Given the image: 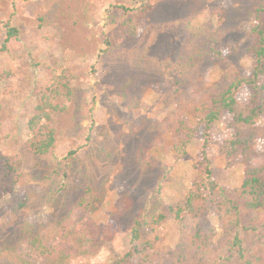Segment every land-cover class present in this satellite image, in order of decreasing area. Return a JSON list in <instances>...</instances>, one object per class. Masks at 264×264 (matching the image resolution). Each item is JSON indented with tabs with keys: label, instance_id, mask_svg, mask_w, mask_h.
Masks as SVG:
<instances>
[{
	"label": "rangeland",
	"instance_id": "obj_1",
	"mask_svg": "<svg viewBox=\"0 0 264 264\" xmlns=\"http://www.w3.org/2000/svg\"><path fill=\"white\" fill-rule=\"evenodd\" d=\"M150 3L152 8L137 36L124 37L122 25L127 19L119 7L130 6L132 0H0V49L6 39L3 23L10 21L20 32L8 50L0 52V156H19L24 173L13 195L0 200V245L10 244L24 258L40 262L25 241L24 225L38 228L64 217L88 187L102 200L94 214L96 222L103 225L110 214L124 210L117 219L126 226L163 174L167 180L161 196L166 205L183 201L192 189L197 174L194 161L203 144L198 118L186 114L188 125L199 126L200 131L184 159L165 156L153 147L158 135L155 130L170 111L189 98L202 99L208 105L239 74L252 72L248 32L255 25L253 12L259 0ZM206 24L213 28L221 56L208 53L184 74L179 73L177 63L185 62L191 51L186 45L191 29L205 32ZM64 70L74 75V97L62 101L67 110L58 118L56 149L44 157L24 153L31 138L28 120L36 107L34 89L48 88L53 73ZM93 100L95 127L86 142L82 137L89 125L86 111ZM258 122L264 124V120ZM217 128L226 131L221 122ZM163 140L171 146V133H164ZM82 145L85 147L71 160L66 189L56 193L57 203H46L52 181L42 177H53L56 157ZM256 145L263 150L264 138ZM208 156L218 185L234 189L243 184L244 167L228 169L217 144H211ZM32 177L42 182L35 183ZM126 195L132 199L130 206L124 200ZM24 197L32 199L30 207L14 212L16 200ZM207 221L221 232L215 204ZM186 223L187 230L197 225L189 219ZM162 227L156 236H144L154 242L163 264H173L180 227L172 218ZM130 240L125 227L114 239L115 254L105 260L112 262L115 256L126 254Z\"/></svg>",
	"mask_w": 264,
	"mask_h": 264
},
{
	"label": "trees",
	"instance_id": "obj_2",
	"mask_svg": "<svg viewBox=\"0 0 264 264\" xmlns=\"http://www.w3.org/2000/svg\"><path fill=\"white\" fill-rule=\"evenodd\" d=\"M126 21L123 23L124 37H136L140 26L144 25L147 13L151 10L150 0H132L130 6H120ZM255 25L249 30L251 42L248 53L254 61L252 72L239 74L235 81L220 95L213 97L210 104L191 97L179 104L157 125L158 135L153 141L165 156L174 155L177 159L188 157V148L198 136L200 128L190 127L186 114H193L202 128L203 144L194 169L196 178L193 187L183 201L166 205L161 191L167 180L163 174L151 195L143 202L140 211L129 218L127 226L117 218L118 210L110 214L107 223L100 225L94 219L101 196L92 188L64 217L49 225L35 228L26 223L23 228L25 241L39 258L40 262L30 261L20 255L10 244L0 245V264H163L161 253L146 233L157 235L168 218L180 227V242L172 252L173 264H264V149L256 143L264 138V0H259L253 12ZM6 39L0 52H6L13 39L20 32L10 21L3 23ZM205 30L192 28L187 43L191 51L177 63L176 71L184 74L206 54L221 56L215 42L213 28L205 25ZM191 45V46H190ZM74 75L69 70L53 73L48 88L37 86L34 89L36 107L28 120L31 138L27 141L24 153L37 157L52 154L56 149L59 115L67 110L63 100L74 97L72 81ZM94 100L87 112L89 125L83 132L86 142L95 127L91 116ZM0 107V130L2 122ZM223 123L226 131L217 128ZM170 132L172 145H167L163 134ZM217 132V134H216ZM211 144L219 146L220 154L227 161V168L242 165L244 182L238 188H226L214 180L212 162L208 156ZM85 147L82 145L64 157H56L53 177L47 175L44 181H52V189L44 197L46 203H57L56 193L67 187L71 160ZM22 161L19 156H0V200L13 195L14 189L23 181ZM40 178L32 181L40 183ZM129 206L132 199L126 195ZM123 200V201H124ZM28 197L16 200L14 212L30 207ZM216 205L221 232L208 224L213 205ZM77 211H79L78 214ZM197 221L192 230H187L185 220ZM127 227L131 234L130 250L124 255L115 256L112 262L105 258L115 254L116 234Z\"/></svg>",
	"mask_w": 264,
	"mask_h": 264
}]
</instances>
